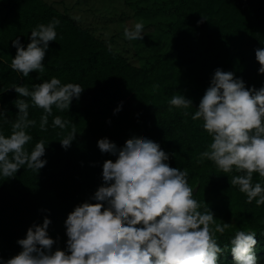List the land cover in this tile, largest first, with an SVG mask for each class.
<instances>
[{
  "label": "trees",
  "instance_id": "1",
  "mask_svg": "<svg viewBox=\"0 0 264 264\" xmlns=\"http://www.w3.org/2000/svg\"><path fill=\"white\" fill-rule=\"evenodd\" d=\"M133 15L152 28L146 41H133L125 47L115 36L105 38L95 28L81 23L67 8L59 9L46 0H0V111L11 133L16 119L18 97L12 86L33 85L57 77L62 83L84 87L73 98L67 111L53 109V115L72 121L68 129L38 127L42 110L29 108V118L37 126L29 129L31 151L43 139L47 143L42 157L45 165L37 173L26 166L11 178L0 180V258L8 259L21 250L18 239L29 227L48 217L47 232L56 248L66 250L64 221L75 206L92 199L102 186V166L115 157L102 153L97 141L107 138L118 149L133 138H149L169 153L171 167L187 169L188 183L196 186L194 197L206 203L217 222L230 223L217 234L221 246L228 244L237 230L256 232L257 264H264V205L246 202L238 186L231 185L233 174L221 173L199 153L212 138L202 128L203 121L192 120L214 70L232 71L245 87L264 86V73H258L255 49L264 48V0H120ZM128 15L127 10H121ZM57 40L46 49L44 73L31 71L22 77L11 67L16 54L12 40L19 38L26 48L30 31L53 18ZM159 89L153 92V85ZM182 94L191 99L187 110L172 107L168 101ZM27 99L31 103L30 98ZM120 111L116 112L117 108ZM187 111L188 116L183 115ZM53 117H49L51 125ZM72 125L78 131L70 146L59 139ZM2 179V178H0ZM264 178L253 174V182ZM221 264H233L230 251Z\"/></svg>",
  "mask_w": 264,
  "mask_h": 264
},
{
  "label": "clouds",
  "instance_id": "2",
  "mask_svg": "<svg viewBox=\"0 0 264 264\" xmlns=\"http://www.w3.org/2000/svg\"><path fill=\"white\" fill-rule=\"evenodd\" d=\"M53 18L30 31L26 48L19 38L13 39L16 54L10 67L22 77L31 71L45 72L42 61L49 42L57 40ZM128 40H143L142 22L124 28ZM255 58L264 73V48L255 49ZM18 93L16 119L11 133L5 135L2 125L8 123L0 111V180L11 178L26 166L37 173L46 160L45 140L27 145L33 137L29 131L37 126L29 118V108L42 110L38 127L65 130L71 120L53 115V109L67 111L73 98H79L84 87L76 83H62L57 77L29 87L14 84ZM159 85H153V92ZM30 98L31 103L27 99ZM172 107L187 110L192 101L182 94L168 101ZM191 119L203 121L202 128L212 138L207 149L200 152L198 163L212 161L221 173L233 174L231 185L238 186L246 202L264 205V184L253 182V174L264 178V86L245 87V82L232 71L214 70L209 86L199 101ZM116 112L120 111L118 107ZM183 115L188 116L187 111ZM53 117L49 125V117ZM78 131L72 125L59 142L67 148ZM102 153L115 157L102 166V186L92 199L77 205L67 215L66 250H53L54 239L48 235L50 219L33 225L17 243L21 250L3 259L0 264H221L219 259L230 251L233 264H257L256 232L237 230L228 244L221 246L217 234H223L230 223L217 222L207 204L199 202L188 183L187 169L171 167L169 153L149 138H133L122 149L107 138L97 141ZM264 223V218H261Z\"/></svg>",
  "mask_w": 264,
  "mask_h": 264
},
{
  "label": "rangeland",
  "instance_id": "3",
  "mask_svg": "<svg viewBox=\"0 0 264 264\" xmlns=\"http://www.w3.org/2000/svg\"><path fill=\"white\" fill-rule=\"evenodd\" d=\"M53 3L59 9L67 8L81 23L89 24L95 28V33L105 38L115 36V41L125 47L131 45L133 41L124 36V28H131L136 22L145 24V20L133 15L120 0H46ZM121 10H127L128 15H122ZM152 28H145L141 33L146 41V37L151 35Z\"/></svg>",
  "mask_w": 264,
  "mask_h": 264
},
{
  "label": "water",
  "instance_id": "4",
  "mask_svg": "<svg viewBox=\"0 0 264 264\" xmlns=\"http://www.w3.org/2000/svg\"><path fill=\"white\" fill-rule=\"evenodd\" d=\"M197 190V185L193 188V192H195Z\"/></svg>",
  "mask_w": 264,
  "mask_h": 264
}]
</instances>
